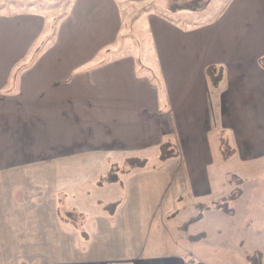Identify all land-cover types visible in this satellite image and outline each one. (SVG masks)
<instances>
[{"label": "crops", "instance_id": "crops-1", "mask_svg": "<svg viewBox=\"0 0 264 264\" xmlns=\"http://www.w3.org/2000/svg\"><path fill=\"white\" fill-rule=\"evenodd\" d=\"M117 5L74 0L43 47L39 14L0 12V264H230L211 249L205 262L179 245L172 254L151 247L146 232L127 254L35 263L37 164L129 159L174 145L175 173L194 204H217L232 187L216 163L225 149L217 135L242 164L264 161V0H231L189 28L147 13L157 69L147 77L128 44L119 45Z\"/></svg>", "mask_w": 264, "mask_h": 264}, {"label": "rangeland", "instance_id": "rangeland-1", "mask_svg": "<svg viewBox=\"0 0 264 264\" xmlns=\"http://www.w3.org/2000/svg\"><path fill=\"white\" fill-rule=\"evenodd\" d=\"M73 1L0 0V12L39 14L47 25L43 47ZM115 1L123 24L119 45L128 44L139 58V73L147 77L157 74L147 13L189 28L214 20L231 0ZM210 81L215 87L213 76ZM217 137V147L225 149L217 151L216 163L228 173L222 182L232 185L217 204H194L181 182L182 172L175 173L181 158L174 145L129 159L106 156L35 165V263L109 258L114 251L127 254L137 247L138 234L146 232L151 247L161 245L170 254L179 245L191 259L210 262L211 249L225 263L264 264V161L242 164L229 143ZM133 210L140 216L131 215ZM132 233L135 240L129 239Z\"/></svg>", "mask_w": 264, "mask_h": 264}, {"label": "trees", "instance_id": "trees-1", "mask_svg": "<svg viewBox=\"0 0 264 264\" xmlns=\"http://www.w3.org/2000/svg\"><path fill=\"white\" fill-rule=\"evenodd\" d=\"M24 12H25V11H24ZM169 21H171V20H169ZM171 22H172V21H171ZM40 52H41V49H38L37 54H39ZM218 206H219V205L215 206V209L218 208ZM224 208H225V207H224Z\"/></svg>", "mask_w": 264, "mask_h": 264}]
</instances>
